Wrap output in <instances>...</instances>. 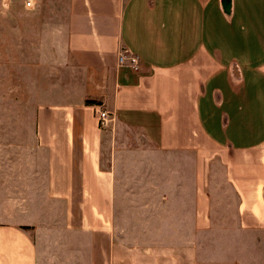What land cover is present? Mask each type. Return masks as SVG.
<instances>
[{
    "label": "crops",
    "instance_id": "obj_1",
    "mask_svg": "<svg viewBox=\"0 0 264 264\" xmlns=\"http://www.w3.org/2000/svg\"><path fill=\"white\" fill-rule=\"evenodd\" d=\"M25 2L0 0L10 50L32 43L22 27L56 25L82 94L39 105L29 144L0 130V183L33 169L6 158H26L34 140L47 195L64 205L40 223L0 220V264H264V0ZM120 53L137 55L138 70L119 64ZM85 96L102 103L84 105ZM156 154L178 160L136 174ZM121 166L136 174L124 183L128 198L137 195L130 185L146 184V198L186 203L138 209L169 216L166 237L134 239L119 225Z\"/></svg>",
    "mask_w": 264,
    "mask_h": 264
},
{
    "label": "rangeland",
    "instance_id": "obj_2",
    "mask_svg": "<svg viewBox=\"0 0 264 264\" xmlns=\"http://www.w3.org/2000/svg\"><path fill=\"white\" fill-rule=\"evenodd\" d=\"M34 19H36V13H34ZM6 20L8 24L9 18ZM39 27V24L36 27L34 25L33 30L22 27L23 37L26 33L33 32V37L30 38L32 43L25 40L23 48H18L16 51L10 50V42L8 45L7 41L10 35H5L10 33V26L7 25L5 30H3L4 27H0L2 29L0 30V130L5 133H16L20 144L25 141H28L26 143L29 144V131L35 127L36 111L39 105L80 102L82 94V73L80 70H75L70 62L64 45L63 31L52 23L45 24L40 32L36 30ZM108 125L112 126L111 123ZM110 133L112 132L107 129L103 141L105 163L111 160V143L108 141ZM7 137L9 138V136ZM12 138L15 139V136ZM33 144L34 147L30 152L29 146L28 149L26 148V158H22V153L19 151L14 158H11L9 153L7 154L6 159L31 161L34 167L32 169L27 164V167L17 169L18 182L0 183V220L40 223L45 219L56 218V209L64 206L60 201L47 195L45 170L42 168V166L44 167L42 162L45 161L46 155L39 147L35 146L34 140ZM10 152L12 153L13 149ZM182 158L184 159V157ZM171 159L174 162L178 160L171 154L166 157L160 154L150 156L147 162L141 160L138 163L144 168L135 169L136 174L139 173V170L143 175L146 171L153 172L150 165H156L158 168V164L162 166L169 163ZM127 168L129 167L121 166L119 170L120 183L122 184L118 188L121 194L119 208H117L119 209L117 216L119 225L128 223L130 229L134 231V239L135 237L139 240L145 239L144 232L154 240L161 237L160 235L166 237L169 235V227L166 224L170 217L152 216L155 209H138L148 207L157 209L184 208L187 207L186 203L175 200L165 201L159 197L158 199L146 198L143 192L147 188L146 184L140 187L128 184L131 188L136 189L137 193V195L128 198V195L123 192L128 189L124 183L128 178H132V175L136 177V174L130 175ZM13 171L15 170L7 169L3 173L11 174ZM141 177L144 176L139 178ZM139 189L142 190L140 193H138ZM139 195L143 196V199L138 198ZM149 213L150 215H148ZM180 232L185 234L184 229Z\"/></svg>",
    "mask_w": 264,
    "mask_h": 264
},
{
    "label": "built area",
    "instance_id": "obj_3",
    "mask_svg": "<svg viewBox=\"0 0 264 264\" xmlns=\"http://www.w3.org/2000/svg\"><path fill=\"white\" fill-rule=\"evenodd\" d=\"M25 6L31 7L32 0H26ZM117 61L119 64H126L129 67V69H132V70H138L139 68V59L137 55L135 54L125 55V54L120 53L118 55ZM98 118L100 119V121H106L109 117L105 110H99Z\"/></svg>",
    "mask_w": 264,
    "mask_h": 264
},
{
    "label": "trees",
    "instance_id": "obj_4",
    "mask_svg": "<svg viewBox=\"0 0 264 264\" xmlns=\"http://www.w3.org/2000/svg\"><path fill=\"white\" fill-rule=\"evenodd\" d=\"M13 30V27H12ZM102 103V99L98 97H90V96H85L83 99V104L84 105H100ZM102 125V123H101ZM113 208L114 211L116 212V209L119 208V200H120V193L118 189V184L114 182V188H113ZM135 192V190H133Z\"/></svg>",
    "mask_w": 264,
    "mask_h": 264
}]
</instances>
